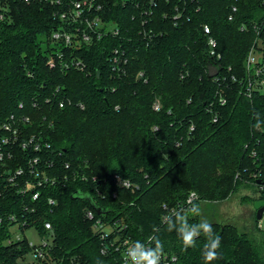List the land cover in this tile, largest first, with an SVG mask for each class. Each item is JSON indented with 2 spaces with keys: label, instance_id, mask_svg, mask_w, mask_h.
<instances>
[{
  "label": "trees",
  "instance_id": "obj_1",
  "mask_svg": "<svg viewBox=\"0 0 264 264\" xmlns=\"http://www.w3.org/2000/svg\"><path fill=\"white\" fill-rule=\"evenodd\" d=\"M102 2L101 14L120 31L63 49L68 58L86 63L81 71L65 69L59 61L55 68L47 64L58 50L50 39L61 22L55 6L44 0H7L0 21V138L7 134L2 124L11 115L29 116V122L19 123L20 138L36 136L42 147L16 144L4 166L25 168L19 178L24 183L35 180L28 160L39 157L40 168L58 180L41 187V197L32 201L0 178V205L18 211L42 232H47L46 222L52 224L50 252L57 264H121V250L102 253L104 240L87 218L89 209L103 222L119 224L115 233L121 237L148 243L155 236L163 253L177 255L181 264H203L205 237L185 251L165 217L175 209L190 224L199 223L201 216L186 206L193 191L200 207L203 201L226 199L242 185L264 196V126L253 128L257 115L264 121V91L246 93L248 54L259 38L264 43V3ZM205 24L218 42L220 58L211 55ZM116 48L129 59L121 75L110 60ZM156 101L160 110L154 108ZM124 179L131 188L120 183ZM77 191L90 197H74ZM209 221L221 237V256L213 264H264L257 211L244 231L227 220ZM8 236L6 223L0 226V257L14 264L28 247L5 244Z\"/></svg>",
  "mask_w": 264,
  "mask_h": 264
},
{
  "label": "built area",
  "instance_id": "obj_2",
  "mask_svg": "<svg viewBox=\"0 0 264 264\" xmlns=\"http://www.w3.org/2000/svg\"><path fill=\"white\" fill-rule=\"evenodd\" d=\"M24 1L31 2L33 0ZM44 1L49 2L51 5L57 8V14L61 20L59 27L54 29L51 33V43L55 45L58 50H55L56 54L50 56L48 59L47 64L50 68L57 67L59 61L61 66H63L65 69L74 67L84 71L87 68L86 63L83 60L77 59L75 57L68 58L63 49L70 47L79 48L84 43L91 44L95 40L104 38L108 34H118L120 31L119 27L115 23L107 21L101 14V11L104 8L102 0ZM262 2L264 3V0H262ZM6 3L7 0H0V21L5 19ZM233 10L237 11V6H234ZM176 17H179V14ZM230 19H233V15L230 16ZM246 28L247 24L243 23L241 25V29L245 30ZM204 31L209 35L208 42L211 46V55L220 58V53H217L216 51L218 42L216 38L211 35L212 30L208 24L204 25ZM110 60L114 72L117 75H121V73L125 71V66L129 59L125 50L116 48L114 49ZM246 66L249 72L246 93L249 96H252L255 91H264V43L262 39L259 38L258 43L250 50L247 57ZM143 74V72L140 73V75ZM217 80H219V77H217ZM220 100L222 103L226 102V98L223 96ZM61 106H64V103H61ZM20 107H23V103L20 104ZM154 108L156 110L161 109L160 101L155 102ZM22 121L29 122L30 117L23 116L22 118H18L15 115H11L8 120L2 124V129L7 134L0 138V178L7 181L6 186H18L17 193L24 196H29L32 201H35L41 197V187L54 184L58 179L57 177H51L45 170L40 168L41 159L39 157L30 158L28 160L27 168L30 172V175L35 177V180L25 179L24 183L20 182L19 178L25 176V168L21 167L13 170L6 169L4 166L7 159L13 158L14 153L12 148L16 144H21L24 149L29 147V145H32L37 151L42 147L41 142L38 140L39 138L36 136H32L28 140H21V128L19 127V123ZM68 166L69 165L67 164V167ZM120 183L127 188L132 187V183L129 180H120ZM1 194L2 191L0 192V195ZM197 199L198 195L196 192H191L187 198L186 206L190 208ZM49 202L54 204L55 200L50 198ZM26 209H28V206L25 207V210ZM35 210L36 207L33 206L32 211L35 212ZM173 211H175V209ZM86 215L89 220H93V229L99 232L101 238L104 240L101 250L102 253L109 254L113 249L116 251L121 250L123 253L121 264H123V257L125 255L126 248L134 243V241L130 237H121L115 233V226H119V224L116 222L114 224L110 222L105 223L103 222L102 218H96L94 212L90 209L87 211ZM23 218L24 215H22V219L19 217L18 211L5 210L0 205V226L6 223L9 225V236L5 240V244L10 245L17 242H23L28 247L27 252H22V254L16 257L14 264H57V260L53 259L50 252L54 237L52 224L50 222H46L45 227L47 232H42L35 225H31L30 221H27V219ZM261 220L259 221L260 226ZM30 228H34L39 232L42 238L41 243L35 244L29 241L27 237L21 236L17 233L19 231L24 232ZM112 233L116 234L113 239L106 240ZM19 249L22 250L23 246L19 245ZM161 263L181 264L177 255H170L167 253H163ZM0 264H7V262L0 257Z\"/></svg>",
  "mask_w": 264,
  "mask_h": 264
},
{
  "label": "clouds",
  "instance_id": "obj_3",
  "mask_svg": "<svg viewBox=\"0 0 264 264\" xmlns=\"http://www.w3.org/2000/svg\"><path fill=\"white\" fill-rule=\"evenodd\" d=\"M264 126V121L257 115L253 128L259 130ZM189 211L194 216H202L199 204H192ZM169 231H175L183 250L197 246V239L203 235L206 243L201 249L203 264H213L220 258L221 237L213 229L212 223L202 218L199 223L190 224L184 212L175 210L165 217ZM163 243L158 237H150L149 242L135 241L126 248L123 264H161Z\"/></svg>",
  "mask_w": 264,
  "mask_h": 264
},
{
  "label": "rangeland",
  "instance_id": "obj_4",
  "mask_svg": "<svg viewBox=\"0 0 264 264\" xmlns=\"http://www.w3.org/2000/svg\"><path fill=\"white\" fill-rule=\"evenodd\" d=\"M244 196L249 197L244 198ZM261 206H264V196L261 197V194L256 192L253 188L242 185L224 200L203 201L201 206V218L209 220H227L229 223L236 225L240 231H244L245 224L253 221L256 211ZM260 223L261 228L264 230V218ZM17 233L27 237L29 241L35 244H39L42 241L41 235L34 228L27 229L24 232L19 231Z\"/></svg>",
  "mask_w": 264,
  "mask_h": 264
},
{
  "label": "water",
  "instance_id": "obj_5",
  "mask_svg": "<svg viewBox=\"0 0 264 264\" xmlns=\"http://www.w3.org/2000/svg\"><path fill=\"white\" fill-rule=\"evenodd\" d=\"M215 70V71H214ZM219 71V67L217 69L213 68L212 69V73L213 74H217ZM74 197H90V194L88 193H84L81 191H77L74 193L73 195ZM263 213H264V206H261L258 210H257V219L261 220L263 218Z\"/></svg>",
  "mask_w": 264,
  "mask_h": 264
}]
</instances>
